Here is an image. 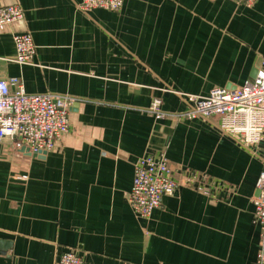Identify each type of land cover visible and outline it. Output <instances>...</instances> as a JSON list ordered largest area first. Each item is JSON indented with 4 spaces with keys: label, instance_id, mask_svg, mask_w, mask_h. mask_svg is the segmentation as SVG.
<instances>
[{
    "label": "crops",
    "instance_id": "obj_1",
    "mask_svg": "<svg viewBox=\"0 0 264 264\" xmlns=\"http://www.w3.org/2000/svg\"><path fill=\"white\" fill-rule=\"evenodd\" d=\"M81 1L0 0L25 13L0 30V78L74 99L69 132L48 153L0 139V264H56L67 250L85 264H255L264 141L247 149L221 133L218 116L179 115L184 93L256 76L264 0H123L119 12H84ZM25 31L35 64L13 60V34ZM155 98L165 118L148 111ZM159 150L176 179L192 170L207 182L180 183L142 218L127 193L137 159Z\"/></svg>",
    "mask_w": 264,
    "mask_h": 264
},
{
    "label": "built area",
    "instance_id": "obj_2",
    "mask_svg": "<svg viewBox=\"0 0 264 264\" xmlns=\"http://www.w3.org/2000/svg\"><path fill=\"white\" fill-rule=\"evenodd\" d=\"M252 6L256 0H236ZM123 0H82L77 9L89 12L95 8L119 12ZM24 9L18 4L0 7V30L24 18ZM15 56L21 65L35 64L37 46L30 32L13 34ZM256 76L236 88H215L206 95L184 93L188 103L180 117L186 119L218 116L221 133L232 137L241 146L251 149L264 141V57L256 66ZM74 99L55 93H28L19 77L0 78V139H13L18 149L28 148L32 154L44 155L51 151L57 140L69 132V112ZM162 100L155 98L148 107L156 119L165 118ZM257 180L259 191L253 198L254 221L260 227V240L255 264H264V154ZM167 152L159 150L140 156L135 162L133 184L127 200L133 212L148 218L161 207L164 196L172 195L180 183L204 191L207 175L186 170L183 180L173 175ZM215 183V182H214ZM212 183L223 191L230 190L225 182ZM56 264H85L76 250L62 253Z\"/></svg>",
    "mask_w": 264,
    "mask_h": 264
},
{
    "label": "water",
    "instance_id": "obj_3",
    "mask_svg": "<svg viewBox=\"0 0 264 264\" xmlns=\"http://www.w3.org/2000/svg\"><path fill=\"white\" fill-rule=\"evenodd\" d=\"M258 194H259V191H258Z\"/></svg>",
    "mask_w": 264,
    "mask_h": 264
}]
</instances>
